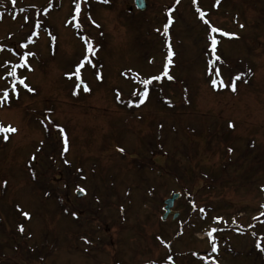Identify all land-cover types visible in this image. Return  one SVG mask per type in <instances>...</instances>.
<instances>
[{
    "label": "rangeland",
    "instance_id": "rangeland-1",
    "mask_svg": "<svg viewBox=\"0 0 264 264\" xmlns=\"http://www.w3.org/2000/svg\"><path fill=\"white\" fill-rule=\"evenodd\" d=\"M147 2L0 0V264H264V0Z\"/></svg>",
    "mask_w": 264,
    "mask_h": 264
},
{
    "label": "snow or ice",
    "instance_id": "snow-or-ice-1",
    "mask_svg": "<svg viewBox=\"0 0 264 264\" xmlns=\"http://www.w3.org/2000/svg\"><path fill=\"white\" fill-rule=\"evenodd\" d=\"M13 2H15V0H13ZM177 2H179V0H177ZM218 3H219V0H217V4H218ZM77 12H79V4H77ZM201 15H203V13H201ZM206 23H207V21H206ZM167 29H168V25H165V33H167ZM212 32H221L222 35H226V36L234 35V34H230V33L222 32L221 29H217V28H214V27L212 28ZM211 43H212V48H213V50H214L215 47H216V45H217V43H218V41L216 40L215 36H213V37L211 38ZM170 47H171V46H170V44H169V48H170ZM0 50H2V49H0ZM89 50L94 51V50L92 49V46H91L90 43H89ZM217 59H219V57H217ZM25 61H26V57H25ZM169 63H171V55L169 56ZM21 66H23V65H21ZM166 70H167V66H166ZM77 71H79V69H78ZM9 75H11V76H16L17 73H16L15 70H13V71H11V72L9 73ZM168 78L171 79L172 77L169 76ZM157 79H158V77H157ZM237 79H239V77H237ZM148 82H149V81H144L143 83L147 84ZM20 83H21V84H24V79H21V80H20ZM212 83H213V85H216L217 81L214 79V80L212 81ZM222 84H223V82L221 81V85H222ZM24 86H25L26 88L28 87L27 84H24ZM230 87L232 88L233 91L236 90V87H235V84H234V83H232V84L230 85ZM13 90L15 91V84H13ZM84 90H85V91H89L90 89H88L87 86L85 85V86H84ZM29 91H32V89L29 88ZM147 94H148L147 91H145V92L143 93V95H144L145 98L147 97ZM17 95H18V93H17ZM8 98H9L8 90H4V91H3V95L0 96V104H2L4 101H7ZM141 103H143V100H141ZM229 126L232 127L233 125L230 124ZM16 131H17V129L11 127L10 125L7 126V127H5L4 125L0 124V133H4V139H7V138H8L7 133H9V132H16ZM65 143H67L66 138H65ZM229 150L231 151V149H229ZM119 151L123 152L124 149L121 148V149H119ZM5 183H6V182H5ZM78 191H80V192H85V190L82 189V188L78 189ZM24 215L27 217V216H29V213H24ZM73 215H75V213H73ZM20 230L23 231V227H22V226H21V229H20ZM217 231H219V229H212V230L208 233V235L211 237V236H212V233H213V232H217ZM217 250H218V248H217V246H216V244H215V237H213V251H217Z\"/></svg>",
    "mask_w": 264,
    "mask_h": 264
},
{
    "label": "water",
    "instance_id": "water-1",
    "mask_svg": "<svg viewBox=\"0 0 264 264\" xmlns=\"http://www.w3.org/2000/svg\"><path fill=\"white\" fill-rule=\"evenodd\" d=\"M135 4L140 8V9H145L146 8V1L145 0H135ZM180 196L179 193L173 194L170 198L166 200V205H165V216L169 213H173L175 216L178 214L177 212L172 210L174 201Z\"/></svg>",
    "mask_w": 264,
    "mask_h": 264
},
{
    "label": "trees",
    "instance_id": "trees-1",
    "mask_svg": "<svg viewBox=\"0 0 264 264\" xmlns=\"http://www.w3.org/2000/svg\"><path fill=\"white\" fill-rule=\"evenodd\" d=\"M184 193H193L191 190L189 191L188 189L187 190H185L184 189ZM188 197H190L188 194H186Z\"/></svg>",
    "mask_w": 264,
    "mask_h": 264
}]
</instances>
